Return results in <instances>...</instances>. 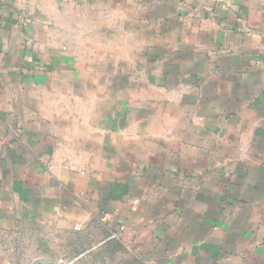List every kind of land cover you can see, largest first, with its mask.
I'll return each instance as SVG.
<instances>
[{"label": "crops", "instance_id": "obj_1", "mask_svg": "<svg viewBox=\"0 0 264 264\" xmlns=\"http://www.w3.org/2000/svg\"><path fill=\"white\" fill-rule=\"evenodd\" d=\"M33 2L0 0V264L31 225H124L150 264H264V0L145 2L116 68Z\"/></svg>", "mask_w": 264, "mask_h": 264}, {"label": "rangeland", "instance_id": "obj_2", "mask_svg": "<svg viewBox=\"0 0 264 264\" xmlns=\"http://www.w3.org/2000/svg\"><path fill=\"white\" fill-rule=\"evenodd\" d=\"M32 1V0H31ZM156 0H35L31 5L47 18L53 34L96 67H119L141 49L140 22L145 2ZM9 256L15 264H150L131 247L108 237L97 241L58 226H28L6 237Z\"/></svg>", "mask_w": 264, "mask_h": 264}, {"label": "built area", "instance_id": "obj_3", "mask_svg": "<svg viewBox=\"0 0 264 264\" xmlns=\"http://www.w3.org/2000/svg\"><path fill=\"white\" fill-rule=\"evenodd\" d=\"M75 229H76V230H79L80 227H79V226H76ZM124 230H125V226H124V225L119 226L118 229L114 230V231L110 234L109 239H113V240H118V239H120L121 234H122V232H123ZM58 264H66V263H65L64 259H59Z\"/></svg>", "mask_w": 264, "mask_h": 264}]
</instances>
